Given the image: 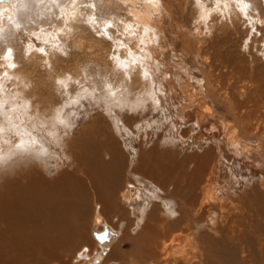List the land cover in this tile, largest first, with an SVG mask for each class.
Returning <instances> with one entry per match:
<instances>
[{
  "label": "bare ground",
  "instance_id": "6f19581e",
  "mask_svg": "<svg viewBox=\"0 0 264 264\" xmlns=\"http://www.w3.org/2000/svg\"><path fill=\"white\" fill-rule=\"evenodd\" d=\"M220 1H218V3H222ZM250 2L251 1L247 0H242V2H240V0H236L235 3H237L236 5L245 15H250ZM85 4L95 5V8L84 7ZM245 4L248 6L245 7ZM189 7H193L194 9L196 8L200 13V17L205 20L209 17V11L212 7V2L210 0H199V3L197 4L196 0H159L158 3L150 2V0L0 1V54L4 56L7 48L9 47L13 50L12 56H8L6 59L0 60V128L5 129V131L0 132V146L8 145L9 143H12L13 145L14 142H19L21 139L27 141L31 138H35L37 143L43 144L45 149L48 151L49 144L45 143V141L51 140L53 134L55 133L54 131L57 130L59 124H57L56 128L53 129L51 127L52 121L49 120L48 114L40 111L39 102L37 103V100L34 102L30 96L26 95V92H29L26 91V89H32V91L35 92L34 90L36 89V85L33 84V81L29 79L26 73H20L21 69L19 68V65L23 62L25 65L28 64L32 67L41 66L45 69V66H47L45 61H47L48 64H51L53 68L56 69V71H53L52 68L47 66L48 70L45 72L47 80L44 81V84H46L47 88H51L53 85L54 90L60 95L61 91L68 94L71 89L72 80L68 81V87L63 89L61 86L56 85L54 82L51 83L50 81H54V77L61 78L71 74L69 71L71 69H68L66 66L63 67V64H61L62 61H65L64 58L69 56L71 53L76 54L77 58L74 59V61L76 60L73 67L75 71L80 69L78 63H81L82 59H87L90 61V63L94 65L96 64L98 66V70L101 69V71L104 72L107 77L113 75L114 77H112L114 80L117 79L115 83H112L110 78L107 79V83L105 84V94L108 92H114V95H109L110 100L117 102L116 105L120 109L123 107L141 108L142 106H145L147 101L154 100L153 102L155 103V101L158 102L163 100V102L167 103L168 110L170 108L173 109L172 106L177 104V113L181 119L194 120L195 116L199 115V121L196 123V127H198L200 130L207 129V123H205L206 120H211V118L216 115V112L218 111L217 108L219 109V107H221L224 102L221 99L216 98L214 94L216 91L213 87H208V79L206 74L203 73L204 82L203 85L201 82H199L201 83V86L200 90H198L196 89L193 82L187 83L184 79H182L181 74L180 76L179 74L175 73V69L170 66L171 55L169 54L170 51L167 45L169 43L165 42L161 34L163 29L169 30L168 27V29H165L166 27H164L167 20V24H170L171 27H174V23L176 21H181V19L184 18H181V15H185L184 12H186V9L188 10ZM257 20H260V18H257ZM107 23L113 24V29L108 30V35L111 37L110 40L104 36H97L91 31V29L96 28L98 24L100 25L101 29H103ZM46 25L49 26V31H44L43 27L45 28ZM5 31H8L7 36L9 34L10 36L12 34L14 35L12 40L8 41L7 43V40L3 37ZM73 31L78 33V37L76 36V38L73 37L74 39H71L72 36L70 33ZM30 34H33L37 40L42 42V48L45 53L44 55H47L42 61L40 60L35 62V60L31 59L29 56L30 53H33L34 51L35 53H40L36 49V42L33 43L32 38H29ZM79 34H81V36H79ZM117 34H119V36ZM174 37L175 36H173L172 39H174ZM180 38L182 39L183 37L181 36ZM85 39H94L93 41L103 44L106 42L104 45H102L103 47L107 45L114 46L115 44H118L119 47L124 48L118 53V55L115 53L113 56L115 57V60L113 61L109 60L108 58L110 54L108 57H99L94 55L97 53L94 46L89 42L85 43ZM4 43L6 44L4 45ZM49 46L50 52H48L46 49V47ZM183 46L187 50V56H195L188 43L184 42ZM219 46V44L215 46L218 49V53L216 52V58L214 61H221V63H224L222 62V60H225L223 59V54L226 53L223 50H219L221 48ZM17 50L19 51L18 58L15 59L17 67L13 69L8 65L13 62V57L15 58L14 52ZM25 53L28 54L26 55ZM112 63H114V67L110 66ZM221 63H219V66L217 65L219 67L217 70L216 67H214L216 64H212V67L215 68L216 71H220ZM121 64L122 68H118L117 65ZM225 65L226 66L224 70L229 68L226 62ZM110 71L112 75H109ZM224 72L220 71L218 75H223L225 74ZM75 73L77 77L73 81L79 80V86H81L82 81L80 80V76L83 73ZM145 73H147V76ZM185 74L186 76L189 74L188 76L190 78H188V80L191 79L190 73L187 72ZM128 76H131V80L128 79ZM8 83H12L14 88L6 90ZM108 85H111V87L109 88ZM204 85L205 87L203 88ZM18 86L25 88V91L19 90L17 88ZM139 87L142 88V91L140 90L139 92H135L137 89H139ZM32 96L34 97V95ZM258 99H260V101L258 100V102L255 104L259 103L262 105L261 108L263 111L261 112H263L262 115L264 117V98L263 96H259ZM47 102L48 105H44V109L50 108L49 105L51 101L47 100ZM62 102L63 99H61L59 105L54 107V110L51 113L52 116H55L57 111L61 110V106L63 105ZM132 103L135 105L133 106ZM112 104L111 106L114 107V104ZM243 107L245 106H241V108ZM120 111L121 110H119V112L117 111L118 114H120ZM198 111L199 113H197ZM247 112L249 113L248 115H250L251 111L247 110ZM227 115L229 116L227 123H221L220 126L212 124L215 126L213 127L215 130L210 129L212 125L209 127L211 131H217V133H213V136H217L219 132L227 133L229 136L228 138H230L227 140V147L233 146V149L236 147L235 151H237V153L242 157L250 158V154H253L252 156L258 158V152L260 153V151H264V139H250L247 136L248 133L246 134L243 129V124L241 123L242 121L240 119L238 120L239 117L231 113H227ZM115 116L117 115H114V117ZM262 118L260 119L262 120ZM255 119L258 118L256 117ZM115 123H120V121H116ZM41 124H44L43 129L40 128ZM247 124H250L251 127H254L257 123ZM95 125L99 126V124L97 125L96 123ZM110 125L108 124V126ZM131 125H133V123ZM16 126H18V128ZM104 126L109 129L106 124ZM107 128L105 129L106 132L103 130V128L100 129L107 133ZM100 129H97L99 133L102 132ZM111 131L112 128L109 132ZM29 133L31 135H29ZM15 134L19 135L18 139L17 141L11 142L13 135ZM41 137H43V139H41ZM107 138L108 137H106V139ZM5 139H8V143H5ZM109 140V142L112 140V143L115 145L111 144L112 147L109 145V149L105 148L101 151H104L105 153L108 152L109 155L106 157H109V161L111 160L112 163L114 162L116 164L113 167L114 169L120 163L117 162L118 158H120L119 160H122L121 152L123 150H119L121 146L118 147V145H116V143L113 141V138ZM251 140L254 143L257 142L258 146L256 145L257 147H254V145L249 142ZM87 141H89L88 138L87 140L83 139L82 137L78 138L76 144H71L74 148V152L72 153H75L76 151L80 153L83 151L87 146ZM8 150L9 149L7 148H3L4 152H7ZM149 153L150 154H147L145 152V154L142 155L145 158L144 160H146L143 161L144 170L146 168V170L149 171L148 179L153 177L152 170H148L152 165L150 162L154 163V160L150 161V159H153L151 151ZM79 156H81V154H79ZM196 156L197 157L194 158V160L186 158L178 164L179 166L183 167L187 166L188 169L192 168L194 173L192 172L193 174L191 177L196 179V185H194L196 190L191 191V193L190 191L188 192L190 194L189 198L188 196H186L187 198H181V211L183 212V216H177L175 214L173 215L170 213V211L168 212L166 209H164L162 204H157L148 214L146 220H142L144 222V230L146 231H148V227L151 228L152 222L158 224L157 228H155L158 235V238L155 240V242L151 240V243L149 244L148 240H146L144 244H139L140 241L138 242L137 238H131V247L133 250L136 249V251L140 250L142 252L143 248L148 246V252L146 250L142 255H140L141 252L138 251L140 252L139 258H142L144 263L146 259L149 260H147L148 264H169L171 263L172 259H176L177 261L184 259V261H186V256L189 255L190 249H192L194 246L196 238L194 236V232L191 230L192 224L190 221H202L201 216L203 215V212H207L209 207L213 205L212 202H214V193L211 190V186L213 184L215 175L214 167L217 169L218 165L217 164L213 166L212 160H209V156L206 154H199ZM197 158L198 160H196ZM217 158L219 159L220 157L218 156ZM74 162L77 164V169L75 171H64V173L58 175V177L55 179L50 180L47 178L44 167L45 164H43L41 160L36 161L33 163V166L38 165L37 167L22 169V171L14 170L13 172H16L14 176H10L11 178L9 177L8 179H5V181L0 184V264H48V261L50 260H57L61 253L71 252L74 242L77 240L80 241L85 237V232L87 230L86 228L90 222L91 224H94L93 226L103 225L104 227L106 223L112 224L113 219L111 220V218L115 217L117 214H120L121 216L127 214V203L131 200L130 198L134 192L131 193L130 187L132 184H130V182H126L124 184L123 177L121 179L122 175L119 173V169H117L115 173L106 175L105 177L101 174L99 169L103 168L104 166V163L102 162L98 163V165L101 167H97L95 163L92 162V160H84L81 157L74 158ZM193 162L195 164L194 167L191 165ZM178 165L176 167H178ZM141 167L142 166H139V168ZM209 167H211V172H209L210 174H207ZM108 168L110 172L113 170L110 165ZM139 168L137 167L136 170L134 169V171L139 173ZM156 170L157 169H155V171ZM165 170L170 171V168ZM78 173L81 174L83 179L78 176ZM144 175L146 176L145 173ZM142 176L143 175L141 174V177ZM104 177L107 179V181L104 179ZM140 178L138 180H141ZM155 182L156 181H154V184ZM102 186L104 187L103 189H105V193L100 191ZM162 190L163 194L166 196L175 197L177 194L166 189H161V191ZM135 191H137V189ZM90 196H92L93 199L90 198ZM90 200H93V209H91V211ZM188 200L191 202V206L189 205ZM98 204H101L102 206L101 211H99ZM90 216H92L91 219ZM137 220L138 219H136V224L137 222L139 223V220ZM133 224L134 223H130V221H125L123 225H121V221L118 224H114V229L121 233L120 237L122 241L126 236L135 233L136 228L134 230ZM211 226L219 229L218 223H216V221L211 223ZM95 232L93 230L91 231V235L95 238H101L103 236V233L97 232L100 236L96 237ZM105 232H110L109 228L105 229ZM216 233H220V231H216ZM205 238H207L206 240H209L208 235H206ZM205 238L203 245L204 247L210 248L209 245L211 244L209 243H212L213 241L207 242L205 241ZM211 239L213 240L215 238ZM216 239L218 241H222V237H217ZM89 240V242H86V245H83L77 249L75 256H72L74 258L73 262L78 264L90 262L93 264L94 258L98 253V248H103V246L101 245L98 247L99 244L97 245V242H94L93 238L91 237ZM121 243V241L116 243L113 251L109 253L110 255L105 260L107 264H114L115 262L122 264L125 263L126 259L124 258V253L121 250ZM205 243H207V245ZM141 245H143V247H140ZM213 247L214 246L211 245L212 249ZM212 254L215 255L213 251ZM217 254H220L221 257L219 258L221 259L229 262H235V256L232 250L226 251L224 249L221 253ZM135 261L136 259L133 261V263ZM197 263L200 264V262Z\"/></svg>",
  "mask_w": 264,
  "mask_h": 264
},
{
  "label": "rangeland",
  "instance_id": "374dc122",
  "mask_svg": "<svg viewBox=\"0 0 264 264\" xmlns=\"http://www.w3.org/2000/svg\"><path fill=\"white\" fill-rule=\"evenodd\" d=\"M210 1L212 2L211 9L213 8V11L211 9L209 11V17L211 16L210 18L208 17V19L203 20L196 8L194 9L193 7H189L188 10L186 9V12H184L185 15H181V18L184 17L183 19H181V21H176L174 23V27H171L170 24H167V20L164 27H166L165 29L169 28V30L163 29V31H161L163 39L166 43H169L167 45L170 51L169 54L171 55L170 66L175 69V73L179 75L181 74L182 76H180L187 83L193 82L196 89L198 90H200V84L202 83L203 85L204 82L203 73L206 74V77L208 79V87H213L216 91L214 92L216 98L221 99L225 104L221 105L219 109L217 108L219 112L216 110L217 112L216 115H214L215 117L213 116L214 118L212 117L211 120H206L205 123H207V129L200 130L198 127H196V123H198L199 121V115L195 116L194 120L181 119L177 113V104L172 106L173 109L170 108L168 110V105L167 103L163 102V100H160L158 102L155 101V103L153 102L154 100L147 101L145 103V106H142L141 108L133 107L134 109L127 107H123L122 109H120L116 105L117 102L110 100L109 96L107 97L106 102L98 100L97 96L101 94L100 92H98L99 87H97V80H100L102 78L105 87L108 78H110V81L112 83H115L117 79L114 80V76L112 75V73L111 75L113 77H107L105 73L101 71V69L98 70V66L96 64L94 65L90 63V61H88L87 59H82L81 63H78L80 71H75L73 67L76 60L74 61V59L77 58L76 54L74 53L66 56L64 58L65 61H62L64 63L61 62V64H63V67L66 66L68 69H71L69 71L73 76L71 89L68 94L64 93L63 96H61L54 90L53 85L51 86V88H47L46 84H44V81L47 80L45 73L46 70H48L47 66H45L44 69L41 66L40 68L38 66L32 67L28 64L25 65V63L23 62L19 65V68L21 69L20 73H26L29 79L33 81V84L36 85V89L34 90L35 92H33L32 89H26V91L30 92H26V95L30 96L34 102L36 100L37 102H39V108L41 112H44L49 116V114L53 112L54 107L60 104L61 99H63V105H70L63 107L61 114V118L64 120V122L71 125L67 129L69 135L66 137H63L61 135L64 131V128L63 125L59 124L57 130L54 131L55 133L53 132L54 134L50 140L51 144H49L48 151L46 152L45 157L42 159L43 161L41 160V162L45 164L44 167L47 178L53 180L58 177V175L64 173V171H75L77 169V164L74 162V158L81 157L84 160H92V162L95 163L97 167H101L98 165V163H104L103 168L99 169L101 171V174L105 177L106 175L115 173L116 170L119 169V173H121L122 175L121 179L123 177L124 184L126 182H130V184H132V186L130 187L131 193L134 192L132 193V196L130 198L131 200L127 203L128 206L126 210L128 211L126 215L121 216L120 214H117L115 217L111 218V220L113 219V223H106L104 227L103 225L93 226L94 224H91V222L89 221L90 223H88L90 225H87L85 237L80 241L77 240L74 242L72 251L61 253L57 260H50L48 261V264H78L73 262V257L75 256L79 247L86 245V242L90 241V237L93 238L94 242H97V245L99 244L98 247L101 245L103 246V248H98L97 252L100 253L96 254L93 264H107L105 262L106 258L110 255L109 253L113 251L116 243L120 241L122 242L121 250L124 253V258L126 259H124V264H148V259H146L144 263L142 261V258H139L140 255L143 254V252H145L146 250L148 252V246L144 247L142 252L140 250L136 251V249L133 250V248L131 247V238H137L138 242L140 241L139 244H144L146 240H148L149 244L151 243V240L155 242V240L158 238L155 229L157 228L158 224L152 222L151 228L148 227V231H146L144 230L145 227L143 221L146 220L148 214L157 204H162L163 208L168 212L170 211V213L173 215L175 214L177 216H183V212L181 211V198H185L186 196H188L189 198L190 194L188 192L190 191L191 193V191L196 190V187L194 186L196 185V179L194 177H191V175L194 173V171H192V168L188 169L187 166L183 167L179 166L178 164L186 158L194 160V158L197 157L196 155L199 154L208 155L209 160H212L213 166L218 164L217 169H215L214 167L215 175L213 184L211 186V190L214 193V202H212L213 205L209 207L210 210L208 209L207 212H203V215L201 216L202 221H190L192 224L191 230L194 232L196 240L194 242L193 248L189 251V255H187L185 258L186 261H184V259H180L179 261H177L176 259H172L171 263L169 264H198L197 262H200V264H264V151H260V153L258 152V158L252 156L253 154H250V158L242 157L237 153V151H235L236 147L234 149L233 146L227 147V140L230 139L228 138L229 136L227 135V133L219 132L217 136H213V133H217V131H213L215 130L213 129V127H215L214 125L216 124V126H220L221 123H227L229 117L227 113H231L239 117L238 120L240 119L242 121L241 123L243 124V129L246 134L248 133L247 136L250 139H264V117L262 115L263 112H261L263 111L261 108L262 105L259 103L255 104L256 102H258V100L260 101V99H258L259 96H263L264 98V0H247L253 3L252 4L250 2V15H245L236 5L237 3L233 2V0ZM218 1L222 3H218ZM256 17L260 18V20H257ZM48 27L49 26L47 25L45 26V28L43 27L44 31H49ZM252 29H256V31L254 32L252 31ZM8 31L4 32L6 36L5 34L3 35L4 39L7 40H4L6 41V43L8 41H11L14 37L13 34L11 36L10 34L7 36ZM74 32L75 31L70 33V35L72 36L71 39L76 38V36L78 37V33L75 32V34ZM117 35L119 36V34ZM79 36H81V34H79ZM173 36H175V40L172 39ZM179 36H182L183 38L181 39ZM30 37L32 38L33 43L36 42L37 51L43 49L41 41L37 40V38H35L33 34H30L29 38ZM93 40L94 39H85L84 42H89L91 45H93L97 52L94 55H97L99 57H108L109 54L113 57L115 53H117L118 55V53L121 52V50H123L124 48L119 47L118 44H115L114 46L107 45L103 47L102 45H104L106 42L103 44ZM184 42L188 43L189 47L195 55L194 57L186 55L187 50L183 46ZM6 43H4V45ZM217 44H219V47H221L219 50H223L227 54H223V59L227 60H222V62L224 63H221V61H214V59L216 58L215 54L216 52L218 53V49L215 47L217 46ZM49 48L50 46L46 47L48 52H50ZM14 53L15 59H17L19 51L17 50ZM44 54V52L42 54L41 52L35 53L34 51L33 53H30L29 56L31 59H34L35 62H37L40 60L42 61L46 58L47 55L45 56ZM0 56L2 55L0 54ZM225 62L229 67L226 68V70H224L226 66ZM219 63H221L220 71H225V74L223 75H218L220 71H216L217 68H219ZM113 64L114 63H112V65L110 66L114 67ZM212 64H216L214 66L216 67V70L212 67ZM75 72L83 73L80 76L82 86H79V84H73V80H75V78L77 77L75 75ZM187 72L190 73L191 76V79L189 80V74H187V76L185 74ZM50 82L52 83L54 81ZM205 85L203 86V88L205 87ZM19 87L20 86L17 87L19 90L25 91V88L20 87L23 88L20 89ZM73 87H75L76 89L75 92L72 91ZM12 88H14L13 84L8 83L6 90H10ZM93 88L96 89L95 92L93 91ZM140 90L142 91L141 87H139V89H137L135 92H139ZM31 94L34 95V97ZM47 100L51 101L49 105L50 108L44 109V105H48ZM74 100L78 102L72 103V101ZM101 103L104 104L103 110H101L97 106ZM112 103L114 104V107L111 106ZM134 105L135 104H133V106ZM241 106H245L246 108H241ZM237 108L241 109L238 110ZM119 110H121L120 114H118ZM247 110L251 111L250 115H248L249 113L247 112ZM197 113H199V111ZM114 115H117L115 116L116 118L114 117ZM254 117H257L258 119H255ZM260 118H262V120ZM115 120L117 122L120 121V123H115ZM95 123L97 125L99 124V126H96ZM132 123L133 125H131ZM247 123L257 124H255L254 127H251L250 124ZM105 124L106 126H108V124H111L110 126H108L109 129L104 126ZM115 125H119L122 128ZM110 127L112 128L111 132H109L111 130ZM209 127H211L210 129L213 130L211 131ZM100 128H103L105 132L106 128L109 131L107 130V133H105ZM97 129H100V131L102 132L99 133ZM15 135H13L11 142L17 141L19 135ZM105 136L108 138L106 139ZM109 136L113 138V141L116 143V145H118V147H122V149L120 147L119 150H123L121 152L122 160H119L120 158H118L117 161L118 163L120 162L121 165L119 163L118 166L114 169L113 167L116 164L114 162L112 163L111 160L109 161V157H106L109 155L108 152L105 153L104 151H101L105 148L109 149L108 146L111 144L115 145L112 143V140L111 142H109V139H111ZM81 137L85 140H87L88 138L89 140L87 141L86 148H84V150L80 153L76 150L75 153H72L74 152V148L72 145L76 144L78 138ZM252 140L249 142H251L254 147L256 145L258 146V143L256 141V143H254ZM90 144L92 147L90 146ZM10 146L12 147V143L0 146V155H2L4 152L3 148L9 149ZM150 151L153 157V159H150V161L154 160V163L150 162L152 165L151 167L148 166L150 167V169H148V167L147 169L152 170L153 172V177L150 178L152 180L148 179L149 171H147L146 168L145 170L147 172L144 170L143 161L146 160H144L145 158L142 156L143 154H145V152L147 154H150ZM153 152L156 154H154ZM79 154H81V156H79ZM218 156L220 157L219 159L217 158ZM242 158L246 159L243 160ZM196 160H198V158ZM33 165L34 164L25 165V167L23 166L16 170L22 171V169H30L38 166ZM109 165L113 169L111 170V172L108 168ZM177 165L178 167H176ZM191 165L192 167H194V162ZM139 166H142V169L139 168ZM137 167L139 168V173L137 171H134V169L136 170ZM169 168L170 171L165 170ZM155 169L157 170L155 171ZM210 170L211 167H209L207 174H210ZM15 173L16 172L13 171L7 174L0 173V184L10 176L13 177ZM140 173L143 175L142 177ZM144 173L146 174V176L144 175ZM130 174L132 178L134 177L133 179L131 178ZM78 176L83 179L81 174L78 173ZM139 178L141 180H138ZM105 180L107 181V179ZM141 181H143L145 184ZM154 181H156L155 184ZM103 188L104 187L102 186L100 191L105 193V189ZM136 189L137 191H135ZM161 189H166L177 194L175 197L166 196L165 194H163V190L161 191ZM90 198L93 199L92 196H90ZM92 202L93 200H90V206L92 207H90V211L91 209H93ZM188 203L189 205L191 204L189 200ZM98 208L99 211H101V204H98ZM91 217L92 216H90V219ZM136 219L139 220V223L137 222V224ZM124 220L127 222L130 221V223H134L133 228L134 230L136 228V231L134 234L128 235L129 238L128 236H126L122 241L120 237L121 233L117 232L114 229V224H118L121 221V225H123V223L125 222ZM214 221L218 223L219 229L211 226V223H213ZM108 228L110 232H105V229ZM92 230L94 232L96 231L103 233V236H106V238H95L91 235ZM215 230L220 231V233H216ZM206 235H208L209 240H206ZM217 237H222V241H218L216 239ZM204 238L207 242L213 241L212 243H209L214 246L213 249L211 248V245H209L210 248L204 247ZM211 238L215 239L212 240ZM205 244L207 245V243ZM140 247H143V245H141ZM211 249L215 253V255L212 254ZM224 249L226 251L232 250L235 256V262H229L219 258L221 256L217 253H221ZM138 251H140L141 253ZM129 257L132 258L130 259ZM135 259L136 261L133 263ZM88 263L91 264L90 262ZM88 263L84 262V264ZM118 263L119 262H115L114 264Z\"/></svg>",
  "mask_w": 264,
  "mask_h": 264
},
{
  "label": "snow or ice",
  "instance_id": "6c2138e0",
  "mask_svg": "<svg viewBox=\"0 0 264 264\" xmlns=\"http://www.w3.org/2000/svg\"><path fill=\"white\" fill-rule=\"evenodd\" d=\"M150 2H156L158 3L159 0H150ZM233 2H236V0H233ZM240 2H242V0H240ZM196 3H199V0H196ZM248 5L245 4V7H247ZM84 7H92L95 8V5H87L85 4ZM109 29H113V24L112 23H107L106 26L101 29L100 25L98 24L96 28L91 29V31L93 33H95L97 36H104L107 39H111V37L108 35V30ZM252 31H256V29H252ZM42 54L44 52L43 49L39 50ZM13 50L12 48H7L6 53L4 56H0V59H6L8 56H12ZM26 55L28 53H25ZM109 60H115V57L110 56ZM45 64L49 67L52 68L53 71H56L55 68H53V66L51 64H48L47 61H45ZM9 67L15 69L17 67V64L15 62V58L13 57V62L10 63L8 65ZM118 68H122V64L121 65H117ZM6 75V73H5ZM109 75H111V71L109 72ZM145 75L147 76V73H145ZM128 79L131 80V76H128ZM72 80V76L71 74H68L65 77H61V78H55L54 77V83L56 85L61 86V88H67L68 87V81ZM73 84H80L79 80L73 81ZM82 86V85H81ZM97 87H99V92L101 95L97 96L98 100H102V101H107V97L109 95H114V92H108L107 94H105V87H104V83L102 81V78L100 80H97ZM108 87L110 88L111 85H108ZM75 87H73L72 91L75 92ZM93 91L95 92L96 89L93 88ZM61 95L63 96L64 93L63 91H61ZM38 103V102H37ZM72 103H76V101H72ZM65 106H70V105H62L61 110L57 111L55 116H52L51 114H49V120L52 121L51 127L53 129L56 128L57 124L63 125L64 131L62 132V136L66 137L69 135L67 129L71 126L70 124H66L64 122L63 119H61V114H62V109ZM101 110H103L104 108V104L101 103L100 105H97ZM18 128V126H16ZM40 128L43 129L44 128V124L40 125ZM5 131V129L0 128V132ZM29 135H31L29 133ZM41 139H43V137H41ZM5 143H8V139H5ZM45 143L51 144V141H45ZM46 149L44 147L43 144L37 143L35 138H31L30 140H24L21 139L19 142H14L12 147L9 148V150L7 152H4L2 155H0V173H4L7 174L11 171H14L18 168H21L25 165H29V164H33L36 161H40L42 160L45 155H46ZM158 191V190H157ZM106 236H102L101 239H105Z\"/></svg>",
  "mask_w": 264,
  "mask_h": 264
},
{
  "label": "water",
  "instance_id": "95a60500",
  "mask_svg": "<svg viewBox=\"0 0 264 264\" xmlns=\"http://www.w3.org/2000/svg\"><path fill=\"white\" fill-rule=\"evenodd\" d=\"M0 1H8V0H0ZM95 236L99 237L100 235L97 232H95Z\"/></svg>",
  "mask_w": 264,
  "mask_h": 264
}]
</instances>
